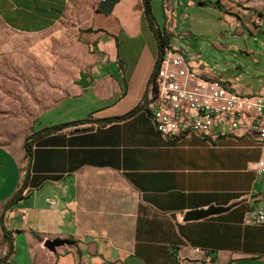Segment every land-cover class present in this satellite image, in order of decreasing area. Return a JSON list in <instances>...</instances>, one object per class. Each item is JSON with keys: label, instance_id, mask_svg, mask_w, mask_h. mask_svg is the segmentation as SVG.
Returning a JSON list of instances; mask_svg holds the SVG:
<instances>
[{"label": "crops", "instance_id": "0c3cea01", "mask_svg": "<svg viewBox=\"0 0 264 264\" xmlns=\"http://www.w3.org/2000/svg\"><path fill=\"white\" fill-rule=\"evenodd\" d=\"M101 1L0 0V18L20 32L60 23L73 29L93 52L90 73H83L88 86L73 99L89 95L88 108H95L38 135L31 160L18 153L12 185L5 186L0 170V264H180L178 257L186 264H264V225L247 216L250 206H264V174L248 169L264 156L252 137L220 145L197 135L168 140L142 109L100 121L142 108L161 49L144 0H120L110 13L100 9ZM161 1L165 24L156 18L153 24L167 35L189 9L215 22L208 40L225 68L199 60V75L264 93V0ZM249 62L258 65L255 84L227 69ZM2 149L8 148L0 146L3 155ZM24 161L27 187L7 208L25 181ZM241 200L222 214L183 219L187 211ZM54 239L67 243L51 250L45 241Z\"/></svg>", "mask_w": 264, "mask_h": 264}, {"label": "rangeland", "instance_id": "374dc122", "mask_svg": "<svg viewBox=\"0 0 264 264\" xmlns=\"http://www.w3.org/2000/svg\"><path fill=\"white\" fill-rule=\"evenodd\" d=\"M150 4L153 18L163 26L166 20L163 2L150 0ZM187 12V17H174L178 24L169 35V47L185 53L194 72L201 71L202 66L196 64L199 60L201 65L216 71L225 68V59L208 40L216 31L215 22L209 23L207 16L197 15L204 11L189 9ZM192 13L196 16H191ZM72 31L70 26L60 23L42 32L24 33L0 18V146L8 148L2 149L3 155L0 153L3 161L0 170L5 186L17 180L20 169L16 161L22 157L19 154L26 152L27 139L42 128L79 120L95 109L88 108L89 95L73 99L82 90L78 83L81 75L90 73L87 56L93 52L80 45ZM198 53L200 58H195ZM257 66L249 62L238 69L228 65L227 69L241 71L243 82L255 84ZM238 92L247 95L260 91ZM23 166L27 175L29 166L25 161Z\"/></svg>", "mask_w": 264, "mask_h": 264}, {"label": "built area", "instance_id": "2783aa9c", "mask_svg": "<svg viewBox=\"0 0 264 264\" xmlns=\"http://www.w3.org/2000/svg\"><path fill=\"white\" fill-rule=\"evenodd\" d=\"M141 109L165 139L179 142L197 135L220 145L227 138L252 137L264 153V93L244 95L222 79L201 76L185 53L169 46L160 49ZM248 169L263 175L264 156L249 162ZM247 216L264 225V206H250ZM177 259L186 264V259Z\"/></svg>", "mask_w": 264, "mask_h": 264}, {"label": "water", "instance_id": "95a60500", "mask_svg": "<svg viewBox=\"0 0 264 264\" xmlns=\"http://www.w3.org/2000/svg\"><path fill=\"white\" fill-rule=\"evenodd\" d=\"M120 0H102L99 4L100 9H102L103 11L110 13L115 4L118 3ZM81 81H79V84L82 85L83 87H87L88 84L84 83V79H85V75L82 74L81 75ZM27 187V177L25 178V181L22 185V188L19 190V192L12 198V200H10V202L7 205V208H11L13 206V204L19 199L21 193L26 189ZM242 202H244L243 200L241 201H237L234 202L228 206H215V205H211L206 209H200V210H191V211H187L184 216L183 219L185 221H191V220H199V219H204L213 215H218V214H222L224 212H227L228 210H230L231 208L241 204ZM64 243H67V240H63V239H54V240H47L45 241V245L53 250L56 246H60Z\"/></svg>", "mask_w": 264, "mask_h": 264}, {"label": "trees", "instance_id": "16d2710c", "mask_svg": "<svg viewBox=\"0 0 264 264\" xmlns=\"http://www.w3.org/2000/svg\"><path fill=\"white\" fill-rule=\"evenodd\" d=\"M144 2H145V12H146V16L149 18L150 22L152 23V26L154 27V30H155V33H156L157 38L159 40V43H160L161 48H163L165 46H169V43H170V37H169V35H167L164 31H161V30L156 29L155 26H154V24H153V15L151 13L150 0H144ZM200 3H203V2H200ZM140 110H141V106H138V107L132 109L130 112H128V113H126V114H124L122 116L105 118V119H102L100 121L102 123H109V122H113V121L120 120V119H127V118L133 116L135 113H137ZM64 125L65 124L57 125V126H52L51 128H44V129L40 130L38 132V134L34 135L33 138L27 139L25 141V143H24V148H25V151H26V157L29 160H31V158H32V151H33V147H34V142L36 141V138H37L38 135H41V134L47 132L50 129H56V128L62 127ZM28 175L29 174H27L26 177H28Z\"/></svg>", "mask_w": 264, "mask_h": 264}]
</instances>
